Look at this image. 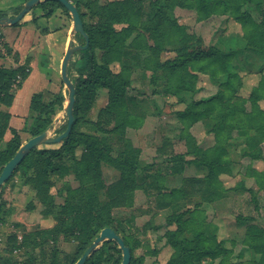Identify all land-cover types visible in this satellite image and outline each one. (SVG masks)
Masks as SVG:
<instances>
[{"label": "trees", "instance_id": "obj_1", "mask_svg": "<svg viewBox=\"0 0 264 264\" xmlns=\"http://www.w3.org/2000/svg\"><path fill=\"white\" fill-rule=\"evenodd\" d=\"M68 1L76 6L89 38L87 48L73 54L78 55V60L71 59L67 69L75 88L71 131L58 144L32 148L0 186V225L11 212L5 209L1 191L17 174L34 190L37 202L42 205L43 218H52L54 224L25 231L23 236L8 234L4 246L0 247V264H74L105 227L112 228L129 247V264H140L141 258L135 256L139 238L135 235L133 217L125 222L113 210L131 206L134 191L143 187L158 190L162 203L159 204L169 208L164 236L172 253L165 264H194V260L198 264H227L232 250L217 237L216 231L207 233L200 206L204 201L212 203L222 199L231 190H247L253 200L264 190V170L257 171L251 166L243 176L254 179L256 190L245 189L243 179L231 189L220 180L221 174L239 172L234 165L238 160L231 156L237 146L241 158L253 161L262 157L264 0H149L148 9L144 6L145 0H110L103 5L95 1L88 5H82L80 0ZM175 6L193 10L197 21L213 15L228 16L240 26L241 32L220 37L228 43L226 47L205 45L200 36L170 15L169 9ZM22 7L23 3L14 7L11 17ZM36 8L43 11L44 17H50L58 8L70 16L57 0L40 2L30 11ZM6 16L0 10V17ZM116 25L120 28L116 29ZM74 36L84 43L80 34L74 33ZM2 45L11 51L6 44ZM168 46L174 50V56L161 60L160 53ZM114 62L119 64L118 71L111 69ZM29 63L30 57H27L15 67L0 66V142L6 131L11 133L0 145V172L25 142L19 130L9 125L10 113L6 108L12 105L16 90L29 76ZM135 68L168 71L165 90L178 103H185L188 94L196 93L198 74L219 79L213 95L191 99L183 109L175 111L181 124L178 137L184 142L185 151L172 152L168 157L169 174H182L186 165L203 169L200 176L184 177L178 187H167L166 174L159 170L150 175L147 169L154 162L144 164L139 147L125 136L127 128H137L140 122L131 107L141 99L129 95L130 76ZM242 72L259 75L257 84L246 96L240 92L244 83ZM102 89L107 93V101L94 120L89 113ZM64 101L61 91L47 100L42 91L31 95L27 116L31 122L24 128L28 138L44 131L50 133L56 110L63 109ZM198 121L206 125L205 133L213 136L209 147L203 148L190 131ZM111 123L113 126L107 127ZM66 125L67 118L56 135ZM114 134L122 145L115 155L107 142V136ZM103 164L117 171L118 178L107 183ZM70 175L78 185L72 187L64 181L56 191L58 195L64 194V202L57 204L52 189ZM236 219L246 224L242 243L264 257V227L254 217L238 215ZM60 238L74 242L71 254L61 256L57 247ZM121 261L122 251L117 242L105 240L87 256L84 264H120Z\"/></svg>", "mask_w": 264, "mask_h": 264}, {"label": "rangeland", "instance_id": "obj_2", "mask_svg": "<svg viewBox=\"0 0 264 264\" xmlns=\"http://www.w3.org/2000/svg\"><path fill=\"white\" fill-rule=\"evenodd\" d=\"M25 1L26 0H0V8L9 12L11 7L14 8V5L24 3ZM90 1H95L103 5L110 0H80L82 5H88ZM148 2L149 0L144 1L146 9H148ZM39 11L40 10L37 9L38 13ZM59 11L60 15L65 13L61 8H59ZM169 11L170 15L180 24L186 25L189 31L200 36L205 45L226 47L228 43L225 41L222 42L220 37H227L228 33L236 34L241 32L240 26L225 15H213L205 20L197 21L193 10L175 6L170 8ZM68 19L65 27L67 30L69 29L71 31L72 19L70 17H68ZM86 21L90 22L87 18ZM59 23L60 18L51 17L50 24L52 26H57ZM36 24L43 26L45 21L40 18V21L36 22ZM12 27L14 26L3 27L6 29V36H9ZM119 28L120 25H116V29ZM66 36L68 35L66 34ZM73 42L74 44H81L78 36L73 37ZM149 43H151V40H149ZM3 50L4 49H1L0 52L2 53ZM52 53L51 55L43 54L37 57V63L41 68L45 69V75L48 79L46 88L42 89L38 87V85L34 87L33 84H37L38 82V74L35 72L32 79L33 83H27L22 93L23 96H30L34 92L42 91L47 100L58 91H61L65 97V106L68 100L67 88L60 78V64L65 50H62V48H54ZM1 56L4 57L5 55L1 54ZM173 56L174 50L169 46L163 48L160 53L161 60L169 59ZM76 60H78V55L72 57V61ZM110 66L114 71L119 70V64L116 62L111 63ZM167 73L168 71L161 69H157L156 71H153L151 68L147 70L139 68L133 69L130 76L132 89L129 95L135 97V99L137 98V100L141 99V102L137 101V103H134V105H132L133 107H131L139 115L140 122L137 128H127L125 136L132 141L134 146L139 147V157L144 164L154 162V165L148 166L147 169L150 175L159 170V173L166 174L164 181L167 187H178L181 185V181L184 177L200 176L202 174L201 170L203 169L194 165H186L182 174L177 176L169 174V167L167 166L169 163L168 157L172 152L180 153L185 151L184 142L178 137L181 124L175 116V111L183 109L185 103L189 102L191 99H202L213 95L218 89L217 80L219 79L211 80L208 75L198 74L196 93L188 94L185 98V103H178L176 97L169 95L165 90L167 85L165 74ZM242 75H244L243 81L245 80V84L240 92L241 94L247 95L252 87L257 84L256 82L258 81L255 77H259V75L254 73L245 74L244 72H242ZM254 82L255 85L253 86L252 83ZM106 101V91L103 89L99 90L96 101L89 113L91 119L96 120L98 111L105 106ZM65 121L66 115L63 109H57L53 118V125L50 129V136H55L59 129L65 124ZM30 122V117H26L23 123L21 120L13 122V127L20 125V129L18 130L24 141L28 138V134L24 132V128ZM112 126L113 123L109 124L107 127ZM204 126L206 125L198 121L190 128V131H193L198 143L202 147L209 144L203 136L206 129ZM10 137L11 133L8 130L4 135L3 141L0 142V145L2 146ZM107 142L109 146H111L114 155L122 146L116 134L107 136ZM237 147L232 151L231 156L233 159L240 160L242 158L239 157ZM79 152L80 150L78 149L77 153L79 154ZM102 173L107 183L118 178V172L104 164L102 165ZM236 178L237 179H233V177L225 176V179H227L225 185L229 187L243 179L245 189L248 187L251 188V186L253 189H257L255 181L253 179L247 180L242 173ZM149 179H152V177H149ZM64 181L69 183L72 187L78 185L72 175L58 182L56 187L52 189L55 193L54 199L57 204H62L64 202V194H56L57 189L62 187ZM1 193L3 201H5V209H10L11 212L5 217L4 223L0 225V247L4 246V238L10 233L23 236L25 231L37 227H50L54 224L52 218H43L41 214L42 205L37 202L34 190L24 184V180L20 177V174H17L6 183ZM258 193L256 195V200H253L247 190H231L230 192L228 191L222 199L212 203L204 201L200 206L204 211V226L207 229V233L216 231L217 237L224 240L225 245L232 250L227 264H264V257L262 255L254 253L242 243L246 231V224L238 223L236 219L238 215L243 217H254L256 219L255 222L264 227V194L261 195V192L260 194ZM131 202V206L114 209L113 213L116 217L125 219V222L133 217L132 222L136 230L135 235L139 238L137 240L138 247L135 250V256L141 258L140 264H165L172 253L171 248L166 244V238L164 236L165 230L167 229L165 218L169 213V208L165 205H160L162 203L159 200L158 190L154 188H150V191L144 187L142 189H136L133 193ZM16 224H18V226H16ZM188 235L190 234L188 233ZM57 247L60 250L61 256L64 254H71L74 251V242L60 238ZM18 257L21 259L22 255ZM218 261L219 260L216 259V263ZM194 264H198V260H194Z\"/></svg>", "mask_w": 264, "mask_h": 264}, {"label": "crops", "instance_id": "obj_3", "mask_svg": "<svg viewBox=\"0 0 264 264\" xmlns=\"http://www.w3.org/2000/svg\"><path fill=\"white\" fill-rule=\"evenodd\" d=\"M22 4V3H20ZM18 4V5H20ZM14 5V7L18 6ZM36 8L33 11H29L20 21V24L18 26H14L11 28V33L9 36H6L5 34V28L2 26L0 29L1 31V39H0V50L4 49L2 53L0 52V66L3 67H15L18 64H21L24 62L25 58L30 57V74L27 77V79L23 82L22 87L18 90H16L14 94V99L12 101V105L6 110L10 113V126L13 127V122L17 120H21L22 123L24 119L28 116L29 114V101H30V96H23V89L27 85V83H33L32 79L33 76L35 75V72H37L38 76V82L37 84H33L34 87L38 85V87H41L42 89L46 88V82H48L47 77L45 75V69L41 68L39 64L37 63V57L39 55L43 54H48L51 55L53 54V49L54 48H62V50H66L68 40L70 38V30L65 27L68 22V16L66 13L60 15L59 8L56 9V11L51 15L50 17H44L42 16L43 11L39 9V13L37 12ZM0 10L4 11L3 9L0 8ZM13 7L10 8L9 12L4 11L7 16L10 17L12 15ZM64 15V16H63ZM54 16V18H60V23L57 24V26H52L50 24L51 17ZM40 18L45 21V24L43 26H39L36 24V22L40 21ZM71 18V17H70ZM58 22V21H57ZM36 24V25H35ZM9 26V25H7ZM68 32V33H67ZM66 34L68 36H66ZM229 34V33H228ZM66 36V37H65ZM6 44L8 48H10V52L6 50V48L2 44ZM15 53L17 54V61H15ZM1 54H4L5 56H1ZM255 76V75H254ZM255 79L258 81L259 77L256 76ZM254 79V80H255ZM252 80V81H254ZM39 83V84H38ZM257 83V82H256ZM245 80L243 83L242 88L244 87ZM252 85H255V82L252 83ZM241 88V89H242ZM242 95H246L243 94ZM21 123V122H20ZM19 123V124H20ZM14 128L20 129V125L15 126ZM191 133L194 135L193 131ZM204 138L208 141L209 144L204 146L203 148L209 147L213 143V136L212 134H206L203 133ZM195 136V135H194ZM238 160L234 165H235V170L239 171L236 174L230 175V174H221L220 175V180L223 183V185L226 188H232V186L227 187L225 185V176L228 177H233V179H237L236 177L251 166L253 169L257 171H262L264 169V143L262 144V157L257 160H249L248 158H242V159H235ZM193 166V165H192ZM235 173V172H234ZM247 180H252V177H245ZM254 180V179H253ZM250 188V187H248ZM252 188V186H251ZM262 193L261 195L264 194V190H260ZM260 192L258 194H260Z\"/></svg>", "mask_w": 264, "mask_h": 264}, {"label": "water", "instance_id": "obj_4", "mask_svg": "<svg viewBox=\"0 0 264 264\" xmlns=\"http://www.w3.org/2000/svg\"><path fill=\"white\" fill-rule=\"evenodd\" d=\"M47 0H26L23 3L22 9L13 17H0V26H11L22 20V18L31 10V8L40 2ZM59 1L68 11L72 19V30L70 31V39L64 53V56L60 64V78L64 86L68 91V100L65 106H63V111L67 118V125L63 132L55 136H50L49 132L44 131L36 136L28 138L15 152L12 158L3 166L0 172V186H2L11 176L16 166L21 162L24 156L34 147H39L42 145H52L60 143L64 138H66L70 131L71 126L74 122L73 115V105L75 101L74 84L67 74L68 64L73 57V54L77 51L86 49L89 43V38L84 31L83 22L80 18L79 12L76 6L68 0H57ZM74 33L80 34L83 39V44H74L73 35ZM105 240H115L122 251V261L120 264L130 263V250L127 245H125L122 238L116 234V232L110 228L105 227L100 232L99 235L94 239L91 245L84 251L80 258L74 264H84L87 256L94 250H96L99 245Z\"/></svg>", "mask_w": 264, "mask_h": 264}]
</instances>
